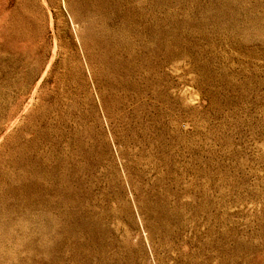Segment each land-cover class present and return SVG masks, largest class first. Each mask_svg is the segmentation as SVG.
<instances>
[{
    "label": "rangeland",
    "instance_id": "1",
    "mask_svg": "<svg viewBox=\"0 0 264 264\" xmlns=\"http://www.w3.org/2000/svg\"><path fill=\"white\" fill-rule=\"evenodd\" d=\"M0 264H264V0H0Z\"/></svg>",
    "mask_w": 264,
    "mask_h": 264
}]
</instances>
